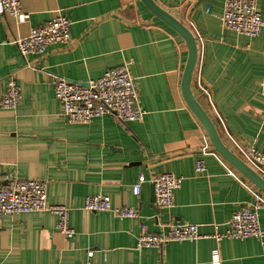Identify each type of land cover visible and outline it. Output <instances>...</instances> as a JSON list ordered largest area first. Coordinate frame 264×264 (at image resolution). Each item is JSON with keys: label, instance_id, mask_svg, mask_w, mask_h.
<instances>
[{"label": "crops", "instance_id": "0c3cea01", "mask_svg": "<svg viewBox=\"0 0 264 264\" xmlns=\"http://www.w3.org/2000/svg\"><path fill=\"white\" fill-rule=\"evenodd\" d=\"M155 1L195 34L194 96L223 142L261 173L247 149L264 152V28L256 36L225 28V0ZM257 1L264 15V0ZM21 5L30 14L24 22L0 12V94L12 74L22 94L16 107L0 106V175L46 180L48 200L70 208L75 234L60 232L50 211L4 215L0 264H212L215 255L221 264H264V236L138 247L144 230L162 233L172 222L197 223L202 233L223 231L244 203L257 205L264 230V192L214 148L182 94L185 39L142 0ZM58 14L70 19V40L23 56L14 40ZM130 60L146 109L142 120L103 114L71 122L62 114L54 75L86 82ZM199 158L203 171L196 168ZM163 172L182 177L171 207H160L153 193V179ZM96 194L108 195L114 206L137 208L140 217L86 209L85 197Z\"/></svg>", "mask_w": 264, "mask_h": 264}, {"label": "built area", "instance_id": "2783aa9c", "mask_svg": "<svg viewBox=\"0 0 264 264\" xmlns=\"http://www.w3.org/2000/svg\"><path fill=\"white\" fill-rule=\"evenodd\" d=\"M0 12L8 13L18 23L26 21L30 14L23 10L21 0H0ZM221 21L229 28L248 36L259 35L264 28V15L257 0H225ZM71 22L64 14H58L40 26L30 29L28 35L14 40L20 52L43 53L54 43H66L71 38ZM128 61L123 65L107 69L100 77L89 79L87 84L68 77L54 75L55 95L62 105V114L71 122H89L96 116L109 114L121 121L142 120L146 109L140 102L136 80ZM22 99L17 77L7 78L6 89L0 94V106L16 107ZM249 158L258 165L264 177V152L254 146L247 149ZM198 171L205 170L204 160L197 159ZM4 180L6 182H4ZM144 176L133 187L134 193L141 190ZM156 201L160 207L174 205L175 190L181 185L182 177L172 172H163L153 179ZM84 207L92 211H112L118 217H140L139 210L130 205L114 206L108 195H87ZM27 211H50L57 215L56 226L66 237H72L75 229L70 223V208L65 204L48 200V183L44 179H24L0 175V219L4 215ZM223 231L202 233L200 225L190 222H172L165 232L154 233L144 230L138 240V247H162L169 241L195 240L201 237H214L217 241L224 238H263L264 230L260 224L258 207L244 203L238 206L226 222ZM94 250L88 251L89 256ZM83 264H91L89 261ZM212 264H221L215 255Z\"/></svg>", "mask_w": 264, "mask_h": 264}, {"label": "water", "instance_id": "95a60500", "mask_svg": "<svg viewBox=\"0 0 264 264\" xmlns=\"http://www.w3.org/2000/svg\"><path fill=\"white\" fill-rule=\"evenodd\" d=\"M145 6L170 27H172L176 32H178L186 41L188 47V57L185 64L183 76H182V94L200 120L202 125L205 127L211 143L214 148L222 155L228 162H230L237 170H239L243 175H245L252 183H254L259 190L264 192V177L255 170L251 165L246 163L240 156L233 152L222 140L217 126L214 121L210 118L209 114L205 108L200 104V102L194 96L191 87V81L193 73L198 60V43L193 31L180 19L175 17L168 10L159 5L155 0H142ZM87 84L86 82H82ZM153 188L154 183L152 184ZM155 196V191L153 192Z\"/></svg>", "mask_w": 264, "mask_h": 264}]
</instances>
